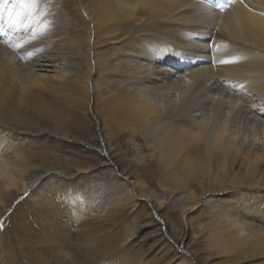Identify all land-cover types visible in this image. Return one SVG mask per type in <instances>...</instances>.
<instances>
[{"label":"bare ground","instance_id":"6f19581e","mask_svg":"<svg viewBox=\"0 0 264 264\" xmlns=\"http://www.w3.org/2000/svg\"><path fill=\"white\" fill-rule=\"evenodd\" d=\"M72 2L87 31L76 42L86 51L79 76L89 91L96 75L101 80L93 86L97 99L87 92V102L93 97L95 104L89 110L92 133L87 137L62 131L65 114L79 120L72 111L75 82L38 78L32 86L20 85L3 55L15 36L7 38L8 45L0 40V198L5 201L8 193L18 190L11 217L14 235L42 247L36 254L30 249L32 258H0V264H102L100 257L110 245L107 232L98 226L109 223L117 208L102 214L92 211L89 201L81 208L75 204L63 208L56 196L46 197V191H38L32 201L35 209L22 204L30 201L23 194L42 188L51 174L72 179L108 167L117 179L128 180L139 196L127 199L130 210L142 198L149 203L147 221L127 242L143 258L188 264L185 256L190 253L182 238L175 237L182 225L175 227L169 214L179 211L187 224V213L203 207L211 217L224 219L222 227H207L203 247L213 246L226 257L212 263L213 253L205 256L202 251L200 257L194 249L197 264H247L254 259H263L264 264V148L253 142L264 135V0H230L219 10L197 0ZM10 23L3 21L0 32ZM64 48V54L76 52ZM47 52L24 58L47 71L57 67L54 62L60 54ZM76 53L73 56L80 59L81 53ZM178 59L196 63L175 76L170 64ZM72 63L82 66L78 60ZM40 82L39 96L33 95L32 87ZM42 148L53 154L34 152ZM70 150L80 159L60 156ZM32 162H40L41 168L33 172L32 182H25L20 175L36 166ZM61 164L75 169L76 175L61 174ZM154 167L171 205L148 189ZM178 201L176 209L172 204ZM3 214L2 210L0 219ZM240 214L249 221L239 219ZM70 219L81 222L76 240L82 251L74 247ZM9 239L0 236V243Z\"/></svg>","mask_w":264,"mask_h":264},{"label":"rangeland","instance_id":"374dc122","mask_svg":"<svg viewBox=\"0 0 264 264\" xmlns=\"http://www.w3.org/2000/svg\"><path fill=\"white\" fill-rule=\"evenodd\" d=\"M39 15H41L40 19L42 21L37 20ZM78 20L79 19L77 16V11L75 10L72 0H40L39 6L35 10L18 5L16 3V0H9L8 3H5L4 0H0V25H2L3 21H11V23L9 24L10 27L8 29H5V31L9 32V36H15L14 38L16 39L14 40L15 43L12 41L14 44L10 45L9 48L5 50L3 55L4 58L9 62V66L13 68V72L17 76L18 82L23 86H32L33 82L37 81L38 78H42L43 80L48 82H58L61 80H66L70 83L75 82L76 100L75 105L72 106V111L78 114L79 120L76 121L71 118L70 115L65 114V116L61 117L63 122L62 131H66V133H70L72 135H83L87 137L92 133V119L90 120L92 116L90 115L89 110L91 106L93 109V106L95 105H93L92 103L93 97L87 102V92L90 93V95L94 96V99H97L99 97V94L94 88V85L99 83L101 80L99 79V75H96L95 79L90 82L89 91V86L87 85L86 87V80L80 78L79 76V71L83 69L81 67L85 66V61L83 62V60L85 59L86 51L82 47H77L76 42L78 40L81 41L83 37L86 36L87 31L85 27L81 25V23H79L80 21ZM25 24L29 25V27H24ZM17 26H19L18 30H16ZM57 27H62V30H64V34L60 32L61 29L56 30ZM4 41L5 44H9V42L7 43V38H5ZM64 47H70L72 49L75 48L74 50L77 52L75 53L78 55L79 53H81L82 57H79L80 59H78L77 56L76 59V57L73 56V54L75 55V53L73 52L69 55L64 54V51L66 50V48ZM30 51L33 52V55H29ZM45 52L60 53L59 59L56 58V62H54L57 67L49 68V70L47 71L38 70L43 68H37L33 66L30 60L24 58V56L28 58L41 54L44 55ZM76 60L79 61L80 65H82V62L84 64L79 67L80 69L78 68V63H72V61L75 62ZM62 69H65L64 74H61ZM63 75L65 76L63 77ZM41 84L42 82H40L38 86L32 87L34 90L33 95L39 96L38 93H40L39 91L42 90ZM86 88H88V90H86ZM62 98L65 102L66 96ZM176 98H178V96H175L173 99L177 101ZM80 120L82 122L83 128L80 126ZM253 142L257 145H262L261 147L264 148V135H259ZM30 151L33 152V150ZM30 151H28V153H30ZM37 151H43L48 154H53L50 149L42 148L41 150H34V152ZM142 152L147 153L148 151L145 150ZM61 153H63V155ZM61 153L59 154H61L60 156L63 157L67 156L72 159H80L78 154H75V152L71 150ZM75 162L77 163V161ZM37 163L38 162H32V164H35L36 166L31 165L24 174L20 175V178L22 180L24 179L23 181L32 182L34 180V173L37 171L36 169L41 168V164L38 165L40 162L38 164ZM141 166L142 165H138V167L136 168L141 170ZM31 168L35 169H33L32 171ZM58 168L59 172H62V170L64 171V173L61 174L73 173L76 175L75 169L70 171V169L65 165L62 166L61 164ZM100 169H92L90 173H81L72 179H66L56 174L52 176L51 174L48 178H45V180H43V185L48 189H43L44 186H42V188L36 186L31 189L30 192L23 194V197L25 198L30 197V201L22 204V207L24 209H28V206H30L31 204V208L35 209L34 203L32 201H35L38 198V191H40V193L41 191H46V197L49 196L48 194H50L49 198H55L54 196H56V200H58L59 202L58 204H62L63 208H68V206H70L71 204H75L76 206H79L81 208V206H84L86 201L87 203L88 201L90 203L92 202V211H98V213L102 214H106L108 211H112L113 209L117 208L119 212H117V214L109 223L107 222L104 226H98L99 229L102 228L104 232H107L105 233V236L108 240L107 243L110 245V249L107 251V253L100 257L102 264H161V262L159 261H150L148 258H143L141 256L142 254L140 253V250L136 251L135 249L128 247L127 244L128 240L133 235L132 233L138 229L139 225L143 224L148 219V211H150L148 201H146L145 198H142L141 201L139 200V203L134 207V209L130 210L127 205V199L133 198V200H135L139 197L134 190L133 185L130 184L128 180L117 179V175L113 173V170H111L110 167L104 169L102 168V170ZM153 170H155V167L151 169L150 174H148L150 177L147 180L148 189L151 192L159 195V199H163V201L169 202L171 205L172 202L170 201V199L167 198L166 195L163 196V190L159 185V176H156ZM30 179L33 180L31 181ZM54 190L56 191V193ZM52 191L54 192L52 193ZM17 192L18 190L14 194L8 193L9 196L6 197L5 201L1 200L0 198V212L2 210L4 211L3 217L0 219V236L10 238L9 242L4 244L0 243V258H32L34 257V254H36V250L42 249L40 245L33 244L32 246L30 243H26L24 240H21V238L19 239L14 235L11 217L13 216V213L16 210V206L19 202V195L16 194ZM64 193L67 194L65 195ZM68 194L71 195L70 201L66 202L64 201V199L68 196ZM14 196L17 197L13 198ZM178 203L179 201L174 202V204H172L173 207L177 209ZM162 211L166 212V209H163ZM31 212L34 213V220L38 221V216L35 214V211ZM178 212L179 211H176V213L174 214H171L169 212V215L174 216L172 218L174 219L172 223L176 225L175 227H179L180 225H182V232L175 237L182 238L181 240L184 248L187 247L186 250L190 253V255L185 256L186 260L189 262L187 263L197 264L196 258H194L195 255H193L194 253H192L194 249H197L200 252V257L203 256L202 251L205 256L207 253H213L216 258H214V261L211 262L220 263V261H222V259H224L226 256L223 255V253H218L216 248H214L213 246L207 245L206 248H204L203 245L204 243L208 242V239H204V236L207 232V227L212 226L214 230L218 228V226L222 227V225L224 224L223 217L219 219L213 216L211 217V213H208V209L202 207L198 210L195 209L188 212L187 216L190 217V220L187 221V224H185L184 216L182 218V214H179ZM225 219H227V217ZM239 219L249 221V219L242 214H240ZM69 222H71V229L74 230L71 233L75 238V245H73L77 250L82 251V246H80V243L78 242V240H76V237L79 233L78 229L79 227H82L81 222L77 224L71 219L69 220ZM169 226L172 227L171 224ZM81 229L82 228H80L79 230L81 231ZM146 233L147 232L142 231L141 235H146ZM178 240L179 239H176V241ZM24 242L26 244H24ZM29 244L33 248H31ZM30 249L33 250L34 254L29 253ZM71 250L72 248L68 249V251ZM133 252H135V254ZM160 260H163V258H160ZM262 260L263 259H254L247 264H261L263 262Z\"/></svg>","mask_w":264,"mask_h":264},{"label":"snow or ice","instance_id":"6c2138e0","mask_svg":"<svg viewBox=\"0 0 264 264\" xmlns=\"http://www.w3.org/2000/svg\"><path fill=\"white\" fill-rule=\"evenodd\" d=\"M5 3H8L9 0H4ZM16 3L22 7H28L32 10H35L40 3V0H16ZM24 27H29V25L25 24Z\"/></svg>","mask_w":264,"mask_h":264}]
</instances>
